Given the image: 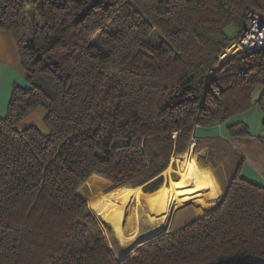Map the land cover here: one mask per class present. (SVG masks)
I'll return each instance as SVG.
<instances>
[{
    "label": "trees",
    "instance_id": "1",
    "mask_svg": "<svg viewBox=\"0 0 264 264\" xmlns=\"http://www.w3.org/2000/svg\"><path fill=\"white\" fill-rule=\"evenodd\" d=\"M249 12L264 20V0H0L27 81L0 118V264H264V186L243 156L218 205L117 256L77 194L93 176L160 180L196 127L254 104L264 127V44L220 59ZM248 128L226 132L264 150Z\"/></svg>",
    "mask_w": 264,
    "mask_h": 264
},
{
    "label": "bare ground",
    "instance_id": "2",
    "mask_svg": "<svg viewBox=\"0 0 264 264\" xmlns=\"http://www.w3.org/2000/svg\"><path fill=\"white\" fill-rule=\"evenodd\" d=\"M235 50L234 44H230L220 54V59H228ZM193 145L194 143L190 142L187 155L178 160L179 164L176 173L179 179L177 183L174 185L162 184L151 192L150 196L143 193V185L136 187L119 185L107 191H89L90 193L86 197L87 206L101 223L102 227L111 230L115 239L119 241V244L125 245L128 240L133 238L138 230H140L139 224L142 225V221L145 219H141L138 213L140 196L143 199L145 207L144 215L147 216L146 221L149 225H157V222H162L172 206L182 209V207L185 208L190 202L193 204H197L195 202H198L197 209L193 211V215H198L211 210L217 205L215 200L220 195V189L216 181H214L215 177L208 170L200 168L197 161L192 157L191 151L193 150ZM168 169L161 174L165 173ZM97 194L100 195L99 198L94 199ZM130 210L132 211L131 213L129 212ZM126 234H130L131 236L128 237Z\"/></svg>",
    "mask_w": 264,
    "mask_h": 264
},
{
    "label": "rangeland",
    "instance_id": "3",
    "mask_svg": "<svg viewBox=\"0 0 264 264\" xmlns=\"http://www.w3.org/2000/svg\"><path fill=\"white\" fill-rule=\"evenodd\" d=\"M232 28L233 27L227 28V32L231 33L233 31ZM235 52H236V50L232 54H234ZM248 129L252 133V135H255V132H254L255 128H254L253 125H251ZM197 140L200 141V139L197 136H195V141H197ZM229 146L230 147L228 149V155H226V157L225 156L221 157L219 155V150L217 149V147H214V148H212V147L211 148L210 147H203V146L201 147L200 144H198V145L194 144L193 145V150L191 151V155L194 158V160L197 161L198 166L200 168H202V169L208 170L212 174V176L215 177L214 181H216V183H217V185H218V187L220 189V195L215 200V203L217 205L219 204V202L221 201V199L223 197V194H224L223 192L225 191V188H224L223 182H221L222 183L221 184L220 181L216 178L215 174H213V173L216 172V171L224 172V169L225 168L228 169L227 168V167H229L228 165L230 163L232 164V160L238 158V155H239V157L243 156L245 158V160H246L245 161V165L243 164L241 166V170H240V175L241 176L243 175L242 172L248 173L249 167L252 170L253 169H255V170L259 169L261 174L264 175V150L259 147V145L257 144V141L255 139H253V137H247V138H244V139L243 138H239L236 141H234L233 143L229 144ZM188 150H189V146L186 149V151H184L183 153L172 157L171 160H170V163H169V165L167 167L169 169L165 173L160 175V177H159L160 180H158V178H157V179H153V180L147 182L146 184H144L143 185V193L148 194L150 196V193L153 192L156 188L154 190H152V191H149V192L144 191V189L145 188H150L154 184L158 185L160 183V181H161L160 185H162V184H165V185L172 184V185H174L175 183H177V181L179 179V176L176 173V169H177L178 164H179L178 160H180L181 157H184L185 155H187ZM188 155H189V153H188ZM222 176H224V174ZM125 186H130V185L126 184ZM113 187H115V185H113L112 182H110L109 180H107L105 178H102L100 176H93L89 180L85 181L78 188L77 194L80 195L86 201V197L89 195V193H90L89 191L90 190H92V191H96V190H105V191H107L108 189L113 188ZM83 190H85V191H83ZM95 196L96 197H94V199H97V198H99L100 195L97 194ZM190 203H192V202H190ZM190 203H188L189 206L186 207V209H185L183 214L180 211L181 209L175 208L174 206H172L169 209V211H168V215L166 213L167 216L165 215V218L162 220V222H157V225H153V224L149 225L147 223V221H146L147 220V218H146L147 216L144 215L145 207L143 205V199H142V196H140L139 197L138 213L141 216V219H143V218H145V219H143L142 225L139 224V229H140V230H138L139 233L137 232L136 235H134L133 238L130 239L131 241L128 240L125 245L124 244H119V241L117 239H115V237L113 236L111 230L104 229L102 227L101 223L99 221L98 222L100 224V227L102 229L103 235L106 238V241H107L108 245L113 250L114 255L117 256L118 249L121 250V249H125V248L129 247L131 249V251H133L137 247L142 246L143 244L153 240L154 238H157V237H160L161 235L169 234V233L175 231L176 229L182 227L183 225L187 224L188 222L192 221L193 219L199 217L200 215H202L203 213L206 212L205 211V212H203L201 214L193 215V208L197 207L198 205H196V206L194 204L190 205ZM195 203L198 204V202H195ZM129 212L131 213L132 211L130 210ZM126 235H128V237L131 236L130 234H126ZM136 236H137V238H135ZM135 240H137L139 242V244L136 247L132 246V243ZM116 248H118V249H116Z\"/></svg>",
    "mask_w": 264,
    "mask_h": 264
},
{
    "label": "crops",
    "instance_id": "4",
    "mask_svg": "<svg viewBox=\"0 0 264 264\" xmlns=\"http://www.w3.org/2000/svg\"><path fill=\"white\" fill-rule=\"evenodd\" d=\"M14 85L27 87L26 73L20 61L17 45L12 34L6 30L0 29V118L5 117L6 115L8 102ZM257 94L258 91L254 92V102ZM39 118L40 115L38 119ZM261 120V111L254 104L250 110L244 112L243 114L241 113L236 116H233V118L225 124H213L210 126L196 127L195 136H197L200 141H195V144H200L201 147H217V149L219 150V155L221 157H226V155H228V149L231 146H229V144L237 140L228 137L226 132V126L236 121H242L248 127H250L251 125L254 126L255 136H264V127L261 124ZM39 126H42L41 122L39 123ZM237 161L238 158L232 160V164L230 163L228 165L229 167H227L228 169L225 168L224 172L216 171L213 173L215 174L216 178L220 181V183L223 182L224 188L226 187L228 177L236 166ZM242 173V176L246 180H251V182L255 184L264 186V175L261 174L259 169L252 170L249 167L248 173ZM223 174L224 176H222ZM192 204L193 203H190V205ZM194 205L196 206L197 204ZM187 206H189V204H187L186 207ZM186 207L180 210L182 214L184 213ZM197 207L193 208V211H195Z\"/></svg>",
    "mask_w": 264,
    "mask_h": 264
},
{
    "label": "built area",
    "instance_id": "5",
    "mask_svg": "<svg viewBox=\"0 0 264 264\" xmlns=\"http://www.w3.org/2000/svg\"><path fill=\"white\" fill-rule=\"evenodd\" d=\"M244 30L236 41H232L236 51L241 49H250L264 44V20L259 14L249 12L247 15V23ZM190 142L195 144V140Z\"/></svg>",
    "mask_w": 264,
    "mask_h": 264
}]
</instances>
